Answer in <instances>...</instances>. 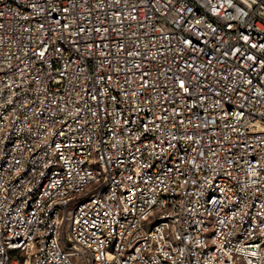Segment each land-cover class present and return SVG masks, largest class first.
<instances>
[{"label": "built area", "instance_id": "obj_1", "mask_svg": "<svg viewBox=\"0 0 264 264\" xmlns=\"http://www.w3.org/2000/svg\"><path fill=\"white\" fill-rule=\"evenodd\" d=\"M0 264H264V0H0Z\"/></svg>", "mask_w": 264, "mask_h": 264}]
</instances>
